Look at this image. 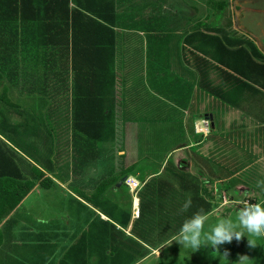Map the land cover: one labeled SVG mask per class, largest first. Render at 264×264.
I'll return each instance as SVG.
<instances>
[{
    "label": "crops",
    "instance_id": "0c3cea01",
    "mask_svg": "<svg viewBox=\"0 0 264 264\" xmlns=\"http://www.w3.org/2000/svg\"><path fill=\"white\" fill-rule=\"evenodd\" d=\"M79 4L91 7V10L104 8L110 28L107 36H114L111 71L117 72L114 73L115 81L119 80L123 86H140L136 71L149 65L147 53L149 48L152 49L154 37L163 40L169 47L182 46L186 50L183 58L178 60L181 70L169 66L170 82L179 89L176 95L174 93L171 107L167 105L164 112L167 126L168 121L172 122L170 128L175 129L177 134L174 123L180 124L185 138L166 151V159L176 158L180 165L178 168L186 174L184 188L194 194L195 204H190L186 211H182L183 206L178 204L179 211L173 214L174 217L178 215L179 220L170 222V230L180 229L184 221L196 212L197 203L203 201L204 206L203 197L208 190L214 199L225 182H230L225 189L230 193L231 201L236 200L235 196L239 199L241 196L249 200L261 199L255 192L254 197H245L244 190L249 192L250 189L245 185L233 187L231 183L238 177L235 175L242 172L241 168L252 167L254 175L255 171L264 173V126H260L261 123L250 115L257 107L264 108V0H71L69 7L76 8ZM40 30L43 38L58 33L56 29L47 30L44 27ZM25 34L31 36L29 32ZM176 38L178 41L169 43L170 39ZM137 49L144 52L145 62L135 61ZM237 53H244L245 58L240 59ZM5 55L8 66L3 69L6 78L2 86L6 87V99L11 105L6 106L8 127L0 130V139L4 142L0 148L7 154L3 155L4 159L0 156V264H50L52 260L61 264L74 250L76 252L71 256L74 261L82 258L81 264H85V259L86 264L94 261L96 254L102 264L107 256V264H110V247H115L117 251L123 247L122 243H128L133 248L130 262L136 264L142 259L143 249H151L152 245L131 233L133 223L139 217L140 190L132 196L125 180L134 176L143 188L151 178L159 175L162 168L151 173L134 165L135 159L140 158V151L152 148H136L126 139L124 126L130 109L126 107L123 96L113 100L110 110L114 127L113 131L110 128V132L105 134L108 137L101 138H106L103 148L97 150L91 142H83L80 137L83 133L74 129L72 134L69 126L64 133L69 139L63 140L64 146L70 143L69 148H62L61 151L57 148L50 151V148L45 154V140L40 139L43 124L40 122L43 117L52 119L58 115L47 113L45 108L40 107V100L51 99V94L45 91L44 95L38 89V86L46 87L47 84L38 76L35 79L26 77L32 71L31 59L16 58L13 53L5 52ZM242 63L244 67L241 70L245 71L246 77H233ZM154 66L157 69L155 61ZM50 85H55V97L59 93L61 98L63 93L56 88L61 83L54 79ZM149 91L156 96L153 89ZM211 100H219L220 104L207 106ZM28 103L35 105V111L28 110ZM145 108L151 112V121L164 117L160 116L156 102L143 101L141 105H134L133 109L141 111ZM98 109L97 114L100 113ZM249 115L252 119L247 122ZM20 118L23 120L20 121ZM112 122L108 126H112ZM206 123L208 128L204 126ZM246 123L250 131L246 137V154H242L237 149L244 141L238 137L243 130L236 128V124L246 126ZM15 128L22 129L23 133L11 141L5 132L11 135ZM48 137H51L50 133ZM119 140L122 144L114 147L112 144ZM26 141L33 143L28 146L35 153L33 157L25 155L18 147ZM56 146H60L59 141H56ZM74 151L77 154L71 155ZM222 156L219 161L218 157ZM36 169L49 178L48 188L41 185ZM79 170L83 172L79 173ZM172 181L167 183L173 184ZM19 184H22V189ZM24 184L28 190L13 208ZM80 187L85 191L86 199L81 197L84 191L80 195ZM63 193L68 194L70 203L64 212L59 209ZM217 197L219 202L212 213L223 206V196ZM235 203L238 201L231 202ZM170 205L176 207L172 202ZM81 209L82 216L79 213ZM62 213L66 214L62 216ZM84 216L87 224L83 223ZM112 235L113 238L117 235V246L110 243ZM54 255L56 257L53 258Z\"/></svg>",
    "mask_w": 264,
    "mask_h": 264
},
{
    "label": "rangeland",
    "instance_id": "374dc122",
    "mask_svg": "<svg viewBox=\"0 0 264 264\" xmlns=\"http://www.w3.org/2000/svg\"><path fill=\"white\" fill-rule=\"evenodd\" d=\"M87 11H85L86 12L85 14L88 17L92 15L95 19L97 18L99 22H102L105 26H107L109 19L105 17L103 11L91 10L89 13ZM83 21L88 22V18H84ZM75 33H78L81 37L85 38L83 35H81L82 31L79 29V27L75 29ZM148 41L149 43H151L150 38L148 39ZM176 41H178L177 38L170 39L169 43H175ZM108 50L109 51H107L108 53L106 54H110V55L107 59L106 66L108 67L107 71L108 70L109 71L105 72L104 69H103L104 71L101 70L103 73V77L106 79V82H105L106 84L103 83L100 89L101 92L96 93L93 97V101L97 104L96 106L92 107V112H91L92 116L98 117V114L96 112V108L98 107V105H103V107L110 109L113 106V100L114 99L117 100V97L119 100L123 96V100L126 102L125 103L126 107H128V110L130 109L129 113L126 115V121H125L126 124L124 126V128H126V133H127L126 139L129 141V143L132 146H136V148H141V147L152 148L150 151H146V152L140 151L139 152L140 158L135 159L134 165L136 167L146 169L150 171L151 173H156V171H158L160 167L162 168L161 172L159 173L157 177H155L156 176L155 175L154 178L150 179L148 190L150 189V187L151 189L157 188L158 185H161V182L172 181L175 174H183L186 176V174H184V171L182 172V169L178 168L180 167V165L178 164L174 156L166 159V155L168 153L166 151H168L171 147H174L178 145L179 143L183 142L185 135L182 134V127L180 124L174 123L176 124L174 125V127L177 129V134H175V129L170 128L171 126L170 123L172 122L168 121L169 125L167 126V122L166 120H164L165 118L164 112L167 109V105L171 107L174 93L176 95L177 94L176 91L177 89H179L177 88L178 86L176 85L174 86L170 82L171 76H169V74L171 75V71H170L171 69H169V66L173 65L178 70H181L178 60L183 58L186 50L182 46H179L178 48H176L175 45L169 47L168 44L167 45L164 44L163 40L159 41V39H155L154 37L152 40V49L149 48L148 53H147L148 60L150 61L149 65L148 66L145 65L143 70L136 71V74H139L138 81H140L141 83H140V86H133V87L123 86V83L119 84V80L115 81L116 75L114 76V73H117V72L111 71L112 66H113V60L112 62L110 60L112 59L111 57L114 56V49L113 47H111ZM74 51H75V48H74ZM89 54H91L90 51H89ZM143 54L144 52H142V50L137 49L135 52V56H134L135 61L145 62L146 58ZM236 55L242 60L243 58H245L244 53H237ZM66 56L68 58L66 62L67 67H72L73 62L74 64L76 63V61L78 62V59H79L78 55L75 56L74 60L72 58V49L66 52ZM150 59H153L152 61L153 63L151 62ZM154 61L155 63H157V69H155L156 66H154ZM212 66H215V65H212ZM243 67H244V63L239 64L240 71L236 70L235 73L238 75L240 74L239 72H243L241 71V68ZM4 78H6V76H4ZM235 78L244 79L242 76L235 77ZM76 82L77 84H80V82L75 80V77L72 76V73H71L70 79L68 80V83H69L68 98L69 99L66 101V103L68 102L69 107H67L66 105H63L61 106V111H60L59 97H56L53 101L52 99H50V101L40 100V107L42 109L45 108L47 110L46 111L47 113H51V114L58 113V115H55L54 117L52 116L53 117L52 119L46 118L47 116L43 117L42 121L40 122L43 124V130H42L43 132L41 133L40 139L45 140V144H44L46 148V150L44 149L45 154H46V151L48 152L50 148H51L50 151L54 150L55 148L59 149V151H61L62 148H63L62 150H66L69 148L70 143L64 146L63 140L68 141L69 139L68 136L64 134L66 133L65 131L66 127L68 128L70 126L69 128L71 129L72 134H73V131H75L72 126L73 119H72L71 107H72V103L74 102V98H75ZM155 85H158V86H155ZM38 89L41 91V93L44 94L45 91L48 90V87L38 86ZM150 89L154 90L156 96L150 93L149 91ZM53 91L52 93H48V94L49 95L53 94ZM119 93L120 95L118 96ZM211 94H214V92ZM53 95H50L49 98H52ZM149 100L153 104L155 102L159 104L160 116L164 115V117L160 118L159 121L158 120L151 121V112L149 108L148 109L145 108L141 111H138L137 109H135L136 110L135 111L133 109L134 105L136 106L137 104L141 105L143 104V101L144 102L148 101L149 103L150 102ZM218 104H220L219 100H217L216 102H213L211 100L210 102L207 103V106L214 107L215 105H218ZM27 105L29 107L28 109L29 111H35L34 110L35 105H32L30 103H28ZM204 106L205 104L203 103V107ZM23 110L26 111L27 109H23ZM177 110H178V107H177ZM0 111H1L0 112V130L4 131L5 128L8 127L7 114H6L7 110H6V106H4V104L1 101H0ZM250 115L254 117L256 121H259L261 123L260 126H264V122H262L264 121V108L260 109L259 107H257L255 112L254 111L253 113L251 112ZM250 115L248 116L247 122H250L252 119ZM256 116L258 118H256ZM22 120L23 119H21L20 121ZM157 122H159V127H158ZM189 122L191 124V121ZM252 123L255 124V122H252ZM113 127L114 125L112 122V126H105L102 129V133L103 134L109 133L110 128H112V131H113ZM236 128H240L241 130H243L241 132V135H239L238 137H242V139L244 140L241 144H239L240 149H237V150H239V152L242 154H246L245 153L247 150L246 137L249 135L247 132L250 131V128L248 127L247 123H246V126L244 124H241V125L236 124ZM5 133L7 137L11 141H13L15 138H18V136L20 137L21 134L19 133H23V131L22 129L15 128V132H12L11 135H8V131H6ZM48 133H50L51 137H48ZM105 139L106 138H103L102 140L97 139L96 141L95 140L91 141L92 147L96 148L97 150L100 147L103 148V146L105 145V143H103ZM56 141H59L60 146L58 147L56 146ZM32 144H33L32 142L26 141L24 143H20V145L18 144V147L23 153H25V155L33 157L35 153L33 150H30L31 147H28ZM119 144H122L120 140L119 142L117 141L114 142L112 145H114V147H117V145ZM25 147L27 148L25 149ZM107 147L111 148L108 145ZM100 152H102V150ZM76 154L77 153L75 151L71 152V155H76ZM222 159H223V156L221 158L218 157L219 161H221ZM246 159L247 158H244V160ZM126 161L129 162L130 158L127 157ZM241 169H242V172L235 175V177L236 176L238 177L235 178V181L232 182L231 185L233 187L237 185H245L250 189L249 192L244 190L245 197H248V196L249 198L254 197L255 195L254 192H255L263 200L264 191H262L260 187H257V181H264V173H257L255 171L257 175L256 176L254 175V172L252 171V167H248V168L246 167V168H241ZM83 170L82 171L79 170L78 172L79 173L83 172ZM83 175H86V174L84 173ZM74 176L76 180L77 179L76 174H74ZM227 184L229 185L230 182H225L223 186H221L222 184H219V186L221 187H219L220 188L219 193L216 194V197L214 199L212 195L210 194L211 191L208 190V194L204 195L203 197L205 201V204H204L205 208H203L204 207L203 201L201 202V204H197L196 212L200 208H203L205 212H209L210 214L209 220L206 221L205 223V231L209 230L210 226L214 225L216 221L220 218L230 217L233 220H235L237 212L239 211L241 207L244 206L245 203L247 202L257 203V202L262 201L261 199H257V198L249 200L242 196L240 199L239 197L235 196L236 200L233 199L231 201V198L229 197L230 193L226 191L225 189L227 187ZM74 186L77 187V184H74ZM81 187L79 188L80 195H81V192L84 191L83 189H81ZM73 188H74L73 191L76 192V188L75 187ZM148 190L147 189L145 190L146 195L148 194ZM166 191H167L166 189L162 191L157 190V194L164 195ZM157 194H156V199H155L156 205H157V202H160V199H158ZM132 196H133V193H132ZM217 196H223L221 200L223 206L220 209H216V211L212 213V211L215 210L214 209L215 204L219 202L218 201L219 197ZM81 197H83V199H86L85 191H84V195ZM172 197L174 198V202L178 203L181 206H184L185 203L188 202L189 200L191 201L190 204H195V202H193L194 194L189 191L185 193L179 190L177 184H174V190L172 191ZM168 198L170 199V196ZM60 200L62 202V205L61 207H59V209L63 212L67 211V205L70 206L68 194L63 193V198ZM233 201H238V203L231 204V202ZM165 203L167 204V202ZM175 211H179V210L176 209ZM81 212H82V209L81 211L79 210V213L82 216L83 214ZM65 214L66 213H62V216ZM96 222H98V220ZM83 223L87 224L86 216H84ZM164 234L166 236L171 235L169 232H165ZM154 235L156 236V233ZM157 240L158 238H153V241L156 243H157ZM84 249L88 250V248H84ZM151 249H148L149 250L148 254L145 257H143L140 261L136 262V264H239V259L241 256L248 257L247 260L244 261V264H264V238L256 239V246L251 247L249 246L247 234H245L240 240H236L235 238H233V240L230 243L226 242L224 244L219 245L218 250L213 249L209 246H204L196 251H193L190 248H183V246L177 241H172L171 244L168 242L164 246H158L157 248H151ZM156 250H160L159 257L155 255ZM75 252L76 250H74L66 258H64L61 264H74V263L81 264L80 262H82L81 261L82 258L79 257V260H76V261H74L72 258L71 255H73ZM225 252H227L228 254L226 259L224 258ZM95 256H96L95 260L90 261L88 264H101L99 255L96 254ZM54 257H56V255H54L53 258ZM82 257H84V254L82 255ZM53 258H51L50 260H52ZM86 261L87 259H85V264H86ZM50 264H55V260H52Z\"/></svg>",
    "mask_w": 264,
    "mask_h": 264
},
{
    "label": "trees",
    "instance_id": "16d2710c",
    "mask_svg": "<svg viewBox=\"0 0 264 264\" xmlns=\"http://www.w3.org/2000/svg\"><path fill=\"white\" fill-rule=\"evenodd\" d=\"M70 1L0 0V51L2 52L0 55V89L2 87L0 90V101L4 106H7V104L11 105L6 99V87L2 86V81H4V76L6 75L3 69L8 66L5 52L16 54V58L31 59L32 71L27 73L26 77L35 79L38 76V78L44 79L45 84H47L46 87H48L47 93H52L55 87V85H50V81L54 79L59 81L61 86L57 85L56 88L63 93L62 97L59 98L60 107L63 105L69 107L66 101L69 99L68 80L72 73L75 80L80 82V84L76 82L75 85V98L71 107L72 126L75 130L83 133L80 136L83 142L90 143L93 140L96 141L97 139L101 140L102 137H108L102 133V129L113 120L111 110L103 107V105H98V112H100L98 117L92 116L91 112L92 107L97 104L93 101V97L96 93L101 92L102 84L106 82L101 70L109 71H107L106 62L110 54L106 53L111 47L114 49V36H107L110 28L99 22L92 15L88 17L85 14V11L91 10V7L79 4L78 7L70 9ZM103 9H95L94 11H104ZM84 18H88V22L83 21ZM41 27L47 30L56 29L58 33H55L56 35L54 34L50 38H43L40 36ZM77 27L82 31L81 35L85 38L75 33ZM25 32H29L31 36H26ZM70 49H72L73 60L76 55H78L79 59L75 64L73 62L72 67H67L68 58L66 52ZM89 51L91 54H89ZM23 54L25 55L23 56ZM113 57L110 59L111 62ZM227 73L230 74L229 72ZM239 73L241 75L235 73L233 77H246L245 71ZM58 95L59 93H57L56 97ZM56 97H52V101ZM2 144L4 142L2 143L0 139V147ZM3 155L7 154L0 148L2 159H4ZM36 171L41 185L48 188L49 178H46L40 170L36 169ZM17 173H19L18 170ZM175 176H178V180H175ZM184 177L185 175L183 174H175L172 181L173 184L167 183V181L161 182V185H158L157 188L151 189L150 187L148 190L150 183L148 182L140 189L138 194L140 200L139 217L133 223L131 233L146 244L151 243L152 248L158 247L154 244L164 245L179 231V229L170 230V222L179 220L178 215L174 217L173 214L179 206L178 203L174 202L172 191L174 190V184L178 185L179 190L188 191L184 188ZM169 185L170 188H168ZM19 187L21 188L22 184H19ZM146 189L148 190L147 195L145 194ZM164 189L167 190L164 195L157 194V190L162 191ZM27 190L28 186L24 184L23 191L13 203V208L23 199ZM156 194L158 199H160L157 205L155 202ZM169 196L170 199L168 198ZM197 198L201 199L199 195H197ZM165 202L168 203L167 207H165ZM170 202L174 203V205L176 204V207L170 205ZM165 232H169L171 235L166 236ZM155 233L157 236L154 235ZM113 237L112 235L110 243L117 246V235L115 238ZM153 238H158L157 243L153 241ZM121 245L123 247L117 250L118 253L114 250L115 247H110V264H131V256L134 255L133 248H130L128 243H122ZM148 252V249H143L140 258L145 257ZM104 264H107V256L104 257Z\"/></svg>",
    "mask_w": 264,
    "mask_h": 264
},
{
    "label": "clouds",
    "instance_id": "9594fccd",
    "mask_svg": "<svg viewBox=\"0 0 264 264\" xmlns=\"http://www.w3.org/2000/svg\"><path fill=\"white\" fill-rule=\"evenodd\" d=\"M257 187L264 191V181H257ZM191 201L185 203L182 211H186ZM209 213L200 208L191 218L184 221L181 228L175 233L169 243L177 241L183 248L196 251L204 246L218 250V246L226 242L230 243L233 238L240 240L247 234L249 246H256V239L264 238V201L257 203H245L237 212L235 220L232 218H220L216 223L205 231V223L209 220ZM160 250L155 251L159 257ZM224 253V258L227 257ZM247 256H241L239 264H244Z\"/></svg>",
    "mask_w": 264,
    "mask_h": 264
},
{
    "label": "built area",
    "instance_id": "2783aa9c",
    "mask_svg": "<svg viewBox=\"0 0 264 264\" xmlns=\"http://www.w3.org/2000/svg\"><path fill=\"white\" fill-rule=\"evenodd\" d=\"M207 125H208L207 123L206 125H204L205 128H208ZM125 184L128 186V188L131 190L132 193H137L141 189L140 183L136 180L134 176L127 177L125 180Z\"/></svg>",
    "mask_w": 264,
    "mask_h": 264
},
{
    "label": "bare ground",
    "instance_id": "6f19581e",
    "mask_svg": "<svg viewBox=\"0 0 264 264\" xmlns=\"http://www.w3.org/2000/svg\"><path fill=\"white\" fill-rule=\"evenodd\" d=\"M197 127V126H196Z\"/></svg>",
    "mask_w": 264,
    "mask_h": 264
},
{
    "label": "water",
    "instance_id": "95a60500",
    "mask_svg": "<svg viewBox=\"0 0 264 264\" xmlns=\"http://www.w3.org/2000/svg\"><path fill=\"white\" fill-rule=\"evenodd\" d=\"M125 180V179H124Z\"/></svg>",
    "mask_w": 264,
    "mask_h": 264
}]
</instances>
